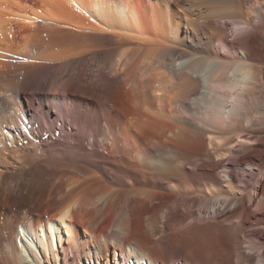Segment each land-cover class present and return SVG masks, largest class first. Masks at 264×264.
<instances>
[{"label": "bare ground", "instance_id": "bare-ground-1", "mask_svg": "<svg viewBox=\"0 0 264 264\" xmlns=\"http://www.w3.org/2000/svg\"><path fill=\"white\" fill-rule=\"evenodd\" d=\"M0 264H264V0H0Z\"/></svg>", "mask_w": 264, "mask_h": 264}, {"label": "rangeland", "instance_id": "rangeland-1", "mask_svg": "<svg viewBox=\"0 0 264 264\" xmlns=\"http://www.w3.org/2000/svg\"><path fill=\"white\" fill-rule=\"evenodd\" d=\"M260 76V75H259ZM240 141H242L243 142V140H240ZM239 142V141H238ZM238 142H236V144L238 143ZM222 157H226V156H222V155H219V157H217V158H222ZM189 168H193L192 166H190L189 164L187 165ZM239 171V170H238ZM237 171V174H240L241 172L239 171L238 172ZM255 172V171H254ZM243 177H244V175H242ZM241 175H239V178L241 177V178H243ZM199 211V210H198ZM199 213V215H201V216H204V214L203 213H200V212H198ZM255 230H257V229H255ZM26 242L28 243V244H31V242H30V240L28 239V238H26Z\"/></svg>", "mask_w": 264, "mask_h": 264}]
</instances>
